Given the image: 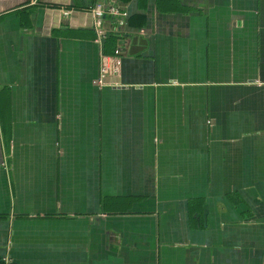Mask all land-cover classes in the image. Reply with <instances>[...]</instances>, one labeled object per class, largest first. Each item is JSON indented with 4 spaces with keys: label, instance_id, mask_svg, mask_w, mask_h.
<instances>
[{
    "label": "crops",
    "instance_id": "0c3cea01",
    "mask_svg": "<svg viewBox=\"0 0 264 264\" xmlns=\"http://www.w3.org/2000/svg\"><path fill=\"white\" fill-rule=\"evenodd\" d=\"M118 1L0 0V258L264 264V0Z\"/></svg>",
    "mask_w": 264,
    "mask_h": 264
},
{
    "label": "built area",
    "instance_id": "2783aa9c",
    "mask_svg": "<svg viewBox=\"0 0 264 264\" xmlns=\"http://www.w3.org/2000/svg\"><path fill=\"white\" fill-rule=\"evenodd\" d=\"M63 13L65 16H68L71 14V11L64 10ZM90 13L93 17L92 26L97 35V41L103 43L104 39L113 32L121 35L120 29H122L123 35L128 11L118 0H110L108 4L98 3L90 9ZM106 18H111L116 23H112L111 26H105ZM119 72L120 65L116 57L102 54L100 59V73L96 84L99 87L108 85V78L117 75Z\"/></svg>",
    "mask_w": 264,
    "mask_h": 264
},
{
    "label": "rangeland",
    "instance_id": "374dc122",
    "mask_svg": "<svg viewBox=\"0 0 264 264\" xmlns=\"http://www.w3.org/2000/svg\"><path fill=\"white\" fill-rule=\"evenodd\" d=\"M121 1V0H120ZM122 2V1H121ZM65 10V9H64ZM66 11V10H65ZM70 11V10H69ZM113 22H111V23H116V21H114V20H112ZM131 18L130 19H128V20H126V24H125V27L124 28H126L127 27V25H129V24H131ZM120 32H121V35L120 34H118V33H116V32H113V33H111L110 35H108L107 37H106V39H108V38H114L115 39V48L114 49H112L110 52H107L106 51V48H105V40L106 39H104V41H103V43L102 42H99V41H97V35L95 34V38H93V40H94V42H96L98 45H99V47H100V49H101V52H102V54L103 55H109V56H114V57H116V55L119 53V40L123 37L122 36V29H120ZM123 35H124V33H123ZM102 44V45H101ZM102 54H101V56H102Z\"/></svg>",
    "mask_w": 264,
    "mask_h": 264
},
{
    "label": "trees",
    "instance_id": "16d2710c",
    "mask_svg": "<svg viewBox=\"0 0 264 264\" xmlns=\"http://www.w3.org/2000/svg\"><path fill=\"white\" fill-rule=\"evenodd\" d=\"M122 2H125L126 0H121ZM113 44V47H114V44L115 43H112ZM107 50V52H110V50H111V48L110 47H108V49H106ZM0 264H6L1 258H0Z\"/></svg>",
    "mask_w": 264,
    "mask_h": 264
}]
</instances>
